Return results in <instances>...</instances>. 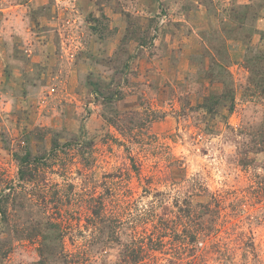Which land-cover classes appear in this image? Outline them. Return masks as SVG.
Segmentation results:
<instances>
[{
  "label": "rangeland",
  "instance_id": "rangeland-1",
  "mask_svg": "<svg viewBox=\"0 0 264 264\" xmlns=\"http://www.w3.org/2000/svg\"><path fill=\"white\" fill-rule=\"evenodd\" d=\"M1 51L0 264H264V0H0Z\"/></svg>",
  "mask_w": 264,
  "mask_h": 264
},
{
  "label": "crops",
  "instance_id": "crops-1",
  "mask_svg": "<svg viewBox=\"0 0 264 264\" xmlns=\"http://www.w3.org/2000/svg\"><path fill=\"white\" fill-rule=\"evenodd\" d=\"M1 52L4 53V55L2 56V59H0V66L3 64V62L5 63L6 58L8 59V62H11V60H12L13 63L16 64V61L14 60V58L7 57L5 55L6 54L5 51H1ZM11 68H14V66ZM8 80L0 78V107H1V105H4L5 106L4 110L6 112H9L7 116L11 117L10 114L13 111V102L15 100L14 97H18L19 94H18V87L17 86L13 87L11 85V84H13L11 82V80L10 81H8ZM9 82H11V83H9ZM25 85H27V84H25ZM26 88H27V91H29L30 93H31V91L29 88L34 89L33 86H27ZM8 98H9V100L7 102H4V99H8ZM1 109L2 108H0V110Z\"/></svg>",
  "mask_w": 264,
  "mask_h": 264
},
{
  "label": "trees",
  "instance_id": "trees-1",
  "mask_svg": "<svg viewBox=\"0 0 264 264\" xmlns=\"http://www.w3.org/2000/svg\"><path fill=\"white\" fill-rule=\"evenodd\" d=\"M100 215H101V212H98V217H100ZM197 236H198V233H196V232L194 234H192V238H194V240H196ZM159 242H161L160 238H159ZM70 264H72V263H70Z\"/></svg>",
  "mask_w": 264,
  "mask_h": 264
}]
</instances>
